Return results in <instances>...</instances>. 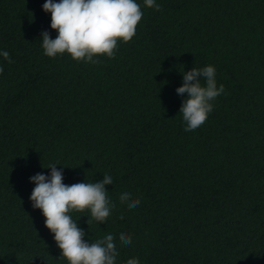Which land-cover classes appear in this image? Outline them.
<instances>
[{
    "label": "trees",
    "instance_id": "16d2710c",
    "mask_svg": "<svg viewBox=\"0 0 264 264\" xmlns=\"http://www.w3.org/2000/svg\"><path fill=\"white\" fill-rule=\"evenodd\" d=\"M45 2L0 0V264H68L30 200L52 164L66 185L113 178L105 223L71 215L116 237V264H264V0H137L136 35L98 64L44 54ZM209 65L225 92L186 132L176 89Z\"/></svg>",
    "mask_w": 264,
    "mask_h": 264
},
{
    "label": "clouds",
    "instance_id": "9594fccd",
    "mask_svg": "<svg viewBox=\"0 0 264 264\" xmlns=\"http://www.w3.org/2000/svg\"><path fill=\"white\" fill-rule=\"evenodd\" d=\"M148 8L160 11L156 0H144ZM43 10L51 13V28L58 32L53 39L48 31L42 33L44 54L55 58L69 54L77 62L102 63L94 57L106 55L114 58L118 42H130L136 35L137 27L143 18L141 5L137 0H46ZM9 63L13 61L7 51L0 52ZM0 66V74H3ZM183 85L176 89L184 99L180 113L186 123L184 131L191 132L201 127L214 109L213 101L225 92V86H217L216 69L209 65L193 68L183 73ZM50 176L37 173L30 178L35 184L30 200L34 209L42 210L45 226L54 234L55 242L68 264H116V237L107 234L95 242L85 240L86 232L73 220L71 213L90 211L92 221L105 223L115 204L109 198L106 185L113 184V178L105 174L100 182H80L66 185L62 170L57 164L49 165ZM119 200L129 209L140 204L131 193L124 192ZM123 218V217H121ZM119 241L127 246L131 236L120 233ZM127 264H140L132 258Z\"/></svg>",
    "mask_w": 264,
    "mask_h": 264
}]
</instances>
